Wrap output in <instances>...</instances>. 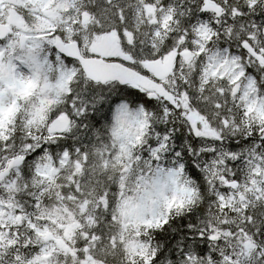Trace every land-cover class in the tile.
<instances>
[{
  "label": "snow or ice",
  "instance_id": "6c2138e0",
  "mask_svg": "<svg viewBox=\"0 0 264 264\" xmlns=\"http://www.w3.org/2000/svg\"><path fill=\"white\" fill-rule=\"evenodd\" d=\"M0 264H264V0H0Z\"/></svg>",
  "mask_w": 264,
  "mask_h": 264
}]
</instances>
